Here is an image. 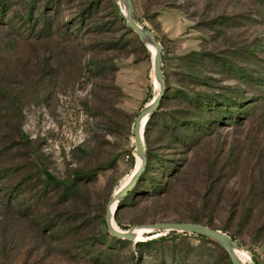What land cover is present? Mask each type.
Wrapping results in <instances>:
<instances>
[{
    "label": "rangeland",
    "instance_id": "rangeland-1",
    "mask_svg": "<svg viewBox=\"0 0 264 264\" xmlns=\"http://www.w3.org/2000/svg\"><path fill=\"white\" fill-rule=\"evenodd\" d=\"M15 1L0 20V264H232L212 240L148 229L166 223L226 231L242 264H264L263 0H129L161 47L160 82L122 0ZM30 4L47 31L18 20ZM184 90L240 114H198ZM160 94L149 147L177 164H155L159 193L114 217L142 232L128 241L109 232L107 211L138 169L136 124ZM205 120V133L189 127ZM143 140L146 166L145 126ZM43 171L75 189L47 185Z\"/></svg>",
    "mask_w": 264,
    "mask_h": 264
},
{
    "label": "trees",
    "instance_id": "trees-1",
    "mask_svg": "<svg viewBox=\"0 0 264 264\" xmlns=\"http://www.w3.org/2000/svg\"><path fill=\"white\" fill-rule=\"evenodd\" d=\"M264 2V0H263ZM16 1L15 0H0V20H3V18L6 17L7 14V9L10 7V5L15 4ZM34 8L33 6L30 4V13L28 18H24L23 16L19 17V21H21V23L23 24H27L28 25V29L32 30L33 26L30 25L31 21H34V24L37 25L38 27H41V31H47L48 30V23L47 20L45 18H35L34 16ZM119 14V11H117ZM121 20L124 22V25L127 27L126 24V20L124 17H121ZM15 25V23L13 24ZM17 27H19L18 25H16V27H14V30L17 29ZM130 29V28H128ZM130 32L133 33V31L130 30ZM157 40V39H156ZM158 41V40H157ZM203 55L201 53L198 52H194L192 54H190V56L187 58L190 63H195V62H200L202 60ZM162 61V60H161ZM188 68V66H187ZM187 76L189 77L190 81L193 82L196 79V73L193 71L187 72ZM241 77L242 81H246V79H248L249 77L245 74H243ZM198 81L201 82V78H198ZM165 95H169L168 93ZM179 97H181L187 104H189L192 108L195 109V112L198 114L201 113H217L218 114H225V116H231L234 117L240 114V111L235 110V107H230L229 104H223V106H219V103L216 102V100H210L205 99V98H201L200 96L194 95L193 92H186L185 90L180 92ZM165 96V98H166ZM217 115L211 116L210 117H215ZM235 118H231V120H233ZM158 116H156V113L151 114V116L149 117L146 125H145V144H147V149H146V155H147V164L145 166V169L143 171V173L141 174L139 180L137 181L136 185L132 188V190L130 192H128L118 203L117 206V211H116V215L115 217L118 216V213L121 209H123L124 207V203H129L130 200H135L138 199L139 197H149L151 196V194L149 193H154L157 194L159 193V191L161 190V186H159V181L156 180L155 177H153L152 173L155 171V164L159 165L158 168L161 169H165V171H171L174 169V167L176 166L177 162H174L173 165H168L167 164V160H165L163 157L153 154L152 150L149 147V133L151 130V127L156 124L158 122ZM209 122H211V120H205L203 122H199L198 124L195 123H191L189 126L190 128H196L200 129V132H204V129H206V125L209 124ZM222 120H215V123H221ZM161 123L167 127V119H162ZM175 131V129L173 130ZM199 132V133H200ZM185 140H182V143ZM92 174L94 175V173L92 172ZM42 176L44 178V182L47 185H51L53 187H55L56 189H63V190H67V191H73L76 187V182L75 181H62V180H58L56 179L53 175H51L49 172L47 171H43ZM77 178L79 177H83L82 175H76ZM82 180H80L79 182H81ZM20 192H18L19 194ZM5 197V196H3ZM18 199V198H16ZM200 224V223H198ZM207 226L209 228H211L208 225H204ZM224 234H227L226 231H221ZM176 233V232H175ZM174 233V234H175ZM187 235V233H185ZM194 235V234H193ZM152 235L149 234L147 235V237H151ZM196 237H198L201 240H208L207 238H204L202 236H198L195 235ZM233 241H235V239L232 236H229ZM115 238V237H114ZM165 238H161L159 241H147V242H140L137 243L135 246L136 248L140 251L143 246L147 247V248H152L154 246H159L163 241H165ZM136 264H138V261L136 260Z\"/></svg>",
    "mask_w": 264,
    "mask_h": 264
},
{
    "label": "water",
    "instance_id": "water-1",
    "mask_svg": "<svg viewBox=\"0 0 264 264\" xmlns=\"http://www.w3.org/2000/svg\"><path fill=\"white\" fill-rule=\"evenodd\" d=\"M126 1L128 3V12H127V14H124V18L126 20L127 27L132 29L139 36V38L142 41L146 35L151 36L152 41L155 45V48L157 49V53L153 57L155 75L159 81H162L163 78H162V70H161V53H162L161 47L157 43L156 37L151 32L143 30L141 27H139L134 22V20L132 18L131 3L129 0H126ZM161 97H162V94H160L158 96V98L156 99L154 104L147 110L149 117L152 114V112L156 109V107L158 106V104L161 100ZM144 113L145 112L142 113L140 118L143 116ZM140 118H139V120H140ZM139 120L137 121L136 129H135V140H136V144H137V150H138L139 154L143 156V162H142V165L139 168V170L136 172L131 183L118 194V196L116 198V200L118 202L128 192H130L132 190V188L136 185L137 181L139 180V178H140V176L143 173L144 168H145L144 140H143V136L141 138V136L139 134ZM112 201H113V199L111 200V202ZM116 209H115V212H116ZM115 212L113 214V219L115 217ZM110 217H111V213L108 210L106 223H107L109 232L113 236L120 238V239L128 240V241H134L135 240L132 232L123 233L121 231L113 229L110 225V222H109ZM148 229H150V231H156L157 230V231H167V232H181V233H187V234H194V235L202 236L204 238H207V239L212 240L213 242L219 244L224 250H226L229 254V257H230L232 264H241V262L239 261V259L237 258V256L233 252V249L238 248L237 244L226 234H224L220 231H217V230H213L207 226H204L201 224H193V223H166V224H156L153 226H149Z\"/></svg>",
    "mask_w": 264,
    "mask_h": 264
},
{
    "label": "bare ground",
    "instance_id": "bare-ground-1",
    "mask_svg": "<svg viewBox=\"0 0 264 264\" xmlns=\"http://www.w3.org/2000/svg\"><path fill=\"white\" fill-rule=\"evenodd\" d=\"M122 10H123V12H124V14H127V12H128V3H127V1L126 0H122ZM143 41H145V43L148 45V47L149 48H151L152 50H153V52L155 53L154 54V56L156 55V53H157V49L155 48V45H154V43H153V41H152V38H151V36L150 35H146L145 37H144V39H143ZM153 56V57H154ZM158 79V78H157ZM160 82V81H159ZM152 106V105H151ZM150 106V107H151ZM149 109V108H148ZM147 109V110H148ZM147 110L145 111V113L143 114V116L140 118V120H139V134H140V136H141V138H142V136H143V132H144V126H145V123H147V121H148V118H149V114H148V112H147ZM142 162H143V156L141 155L140 156V158H139V161H138V169H137V171L139 170V168L141 167V165H142ZM136 171V172H137ZM136 172H135V174H136ZM135 176V175H134ZM134 176H133V178H134ZM133 178H130L129 180H126L125 182H124V184H123V186H122V188L118 191V193L115 195V197L113 198V201L110 203V205H109V211H110V213H111V217H110V225H111V227L113 228V229H115V230H118V231H120L119 229H118V227L116 226V224H115V222H114V220H113V214H114V212H115V209L117 208V205H118V201L116 200V198H117V196H118V194L122 191V190H124L130 183H131V181L133 180ZM141 234H142V232L140 231V230H134L133 231V235H134V238L135 237H140L141 236ZM233 252H234V254L239 258V256H238V252H237V249H233ZM242 264V263H241Z\"/></svg>",
    "mask_w": 264,
    "mask_h": 264
}]
</instances>
